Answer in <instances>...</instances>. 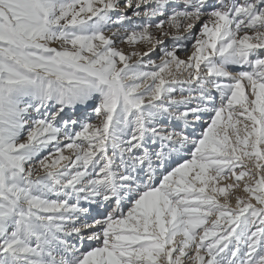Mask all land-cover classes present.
I'll use <instances>...</instances> for the list:
<instances>
[{
	"label": "snow or ice",
	"instance_id": "1",
	"mask_svg": "<svg viewBox=\"0 0 264 264\" xmlns=\"http://www.w3.org/2000/svg\"><path fill=\"white\" fill-rule=\"evenodd\" d=\"M0 264H264V0H0Z\"/></svg>",
	"mask_w": 264,
	"mask_h": 264
}]
</instances>
